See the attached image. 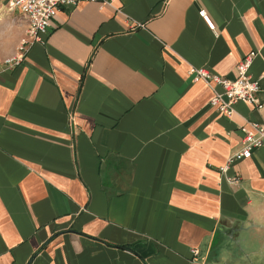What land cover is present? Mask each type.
Wrapping results in <instances>:
<instances>
[{
  "label": "crops",
  "instance_id": "obj_1",
  "mask_svg": "<svg viewBox=\"0 0 264 264\" xmlns=\"http://www.w3.org/2000/svg\"><path fill=\"white\" fill-rule=\"evenodd\" d=\"M248 54L257 104L226 116L189 70ZM263 73L264 0L61 7L0 71V264H264V143L219 170Z\"/></svg>",
  "mask_w": 264,
  "mask_h": 264
},
{
  "label": "built area",
  "instance_id": "obj_2",
  "mask_svg": "<svg viewBox=\"0 0 264 264\" xmlns=\"http://www.w3.org/2000/svg\"><path fill=\"white\" fill-rule=\"evenodd\" d=\"M82 1L97 2L100 6H104L112 5L115 0H0V9L5 8L8 12L18 11L27 22L15 52L0 57V71L20 65L29 48L34 43L44 40L50 31L53 18L61 7H74ZM198 13L207 26L214 30V24L205 10L201 9ZM251 61V55L243 56L236 64L235 74L231 77L212 72L204 66L191 67L189 72L193 81L202 80L211 88L213 96L209 100V105L228 116L232 114L234 104L239 100L257 104L260 84L258 78H253L248 73ZM260 77H264V73ZM249 126L251 130L241 128L242 146L227 157L225 163L219 167L220 172L225 173L233 163L250 158L252 151L264 143V122H249ZM227 180L233 182L235 178L227 177ZM193 253H196V250H193Z\"/></svg>",
  "mask_w": 264,
  "mask_h": 264
},
{
  "label": "rangeland",
  "instance_id": "obj_3",
  "mask_svg": "<svg viewBox=\"0 0 264 264\" xmlns=\"http://www.w3.org/2000/svg\"><path fill=\"white\" fill-rule=\"evenodd\" d=\"M23 29L22 18L17 13L0 12V57L8 56L15 52Z\"/></svg>",
  "mask_w": 264,
  "mask_h": 264
}]
</instances>
